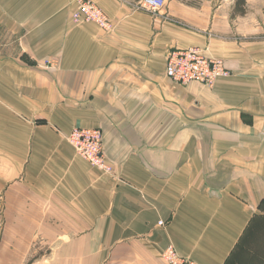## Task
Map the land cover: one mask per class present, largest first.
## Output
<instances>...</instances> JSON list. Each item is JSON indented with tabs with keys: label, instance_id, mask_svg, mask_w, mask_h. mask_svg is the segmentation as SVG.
I'll return each mask as SVG.
<instances>
[{
	"label": "crops",
	"instance_id": "obj_1",
	"mask_svg": "<svg viewBox=\"0 0 264 264\" xmlns=\"http://www.w3.org/2000/svg\"><path fill=\"white\" fill-rule=\"evenodd\" d=\"M0 0V264H264V14L247 2ZM199 48L230 76H165ZM100 129L111 174L67 142ZM162 223V225H159Z\"/></svg>",
	"mask_w": 264,
	"mask_h": 264
},
{
	"label": "built area",
	"instance_id": "obj_2",
	"mask_svg": "<svg viewBox=\"0 0 264 264\" xmlns=\"http://www.w3.org/2000/svg\"><path fill=\"white\" fill-rule=\"evenodd\" d=\"M77 2L78 8L72 15L74 22L92 23L105 32L112 29V23L95 3L83 0H77ZM166 2L167 0H140V6L156 12L166 8ZM165 62V76L180 86L198 82L211 88L219 80L230 76L223 61L204 57L203 51L197 47L170 51ZM262 135L264 137V130ZM66 140L75 153L90 166L106 174L113 172L103 152L100 129L75 127L66 136ZM162 259L166 264H197L179 256L173 246H168L164 250Z\"/></svg>",
	"mask_w": 264,
	"mask_h": 264
},
{
	"label": "rangeland",
	"instance_id": "obj_3",
	"mask_svg": "<svg viewBox=\"0 0 264 264\" xmlns=\"http://www.w3.org/2000/svg\"><path fill=\"white\" fill-rule=\"evenodd\" d=\"M83 1H89V0H83ZM199 1L200 0H192L191 2L195 3V2H199ZM220 1L223 2L224 0H220ZM231 1H233V3H234V10L232 12V15L238 16L239 14H237L236 11H235V8H236L235 6H236V1L237 0H231ZM247 1L250 4V8L254 12H256V14H262V15L264 14V0H247ZM244 2H245V14H246V11H247V7H246L247 6V2H246V0H244ZM245 14H243V15H245Z\"/></svg>",
	"mask_w": 264,
	"mask_h": 264
},
{
	"label": "trees",
	"instance_id": "obj_4",
	"mask_svg": "<svg viewBox=\"0 0 264 264\" xmlns=\"http://www.w3.org/2000/svg\"><path fill=\"white\" fill-rule=\"evenodd\" d=\"M235 11L239 15L245 14V2L244 0H237L236 1V6H235Z\"/></svg>",
	"mask_w": 264,
	"mask_h": 264
}]
</instances>
